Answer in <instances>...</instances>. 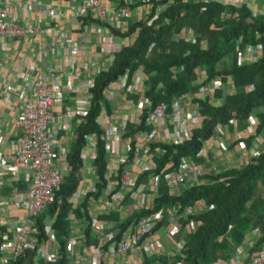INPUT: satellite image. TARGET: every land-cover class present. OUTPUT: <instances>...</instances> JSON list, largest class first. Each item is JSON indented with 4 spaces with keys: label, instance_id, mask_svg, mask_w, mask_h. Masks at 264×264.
<instances>
[{
    "label": "built area",
    "instance_id": "built-area-1",
    "mask_svg": "<svg viewBox=\"0 0 264 264\" xmlns=\"http://www.w3.org/2000/svg\"><path fill=\"white\" fill-rule=\"evenodd\" d=\"M52 1L49 8L40 13V18L32 22L25 21L21 9L32 12L34 4L41 5L40 0H0V53L9 52V48H5L6 41L21 44L27 38L51 34L54 41L50 43L51 56L56 58L57 49L63 48L72 69L63 84L58 79L38 78L42 71L40 64L35 63L18 74L16 79L20 83L10 84L3 95L7 101L12 95L16 96L19 114L6 131L0 128V148L8 141L12 145L10 154L4 155L0 151V264H56L62 258L67 264H145V259L153 256L176 258L180 256L187 234L200 222L188 223L181 242L176 241L168 248L160 233L155 231L165 217L163 211L138 221L129 220L138 212L153 209L160 179L166 180L172 194L179 195L180 188L183 191L195 184L202 185L205 183L202 178L223 171L216 164L208 167L181 158L178 163L168 162L161 173L150 180L151 193L145 192L144 185H138V179L144 172L157 169L156 156L166 153L161 146L179 147L192 139L193 131L201 127L204 119L197 101L207 100L219 106L221 101L215 97L216 92L223 90L230 95L233 88L224 86L218 77L208 81L205 72L199 70L195 81L199 87L197 92L182 94L171 104L154 106L147 94L149 77L143 66L133 75L126 72L111 82L104 90V99L111 111L103 105L97 119L103 131L100 139L105 174L100 175L95 165L98 138L91 135L82 155L79 189L69 199L68 220L72 223V236L58 237L54 229L61 206L57 193L71 171L68 151L58 138V132L65 131L77 139V128L92 108L91 91L96 78L108 72L115 55L123 48L131 47L139 36L140 27L126 36L131 26L142 23L144 27L158 29L173 0ZM199 1L206 4L210 0ZM259 1L219 0L225 8L237 10L245 6L251 17L264 16V2L261 0L263 3L258 5ZM46 14L50 16L47 21L42 18ZM222 17L227 19V13L223 12ZM169 23L166 18L165 24ZM198 37L190 28H182L175 35L177 40L190 44ZM237 42L238 46L240 39ZM205 48L202 42V49ZM260 53L258 47L245 45L244 51L238 54V64L255 62ZM81 57H87V60L83 61ZM177 72L174 68L173 73ZM67 94L70 96L66 97ZM65 100L72 103L65 105ZM263 109L259 112L263 113ZM75 120L76 128H73ZM246 124L242 130L237 129L235 120L217 125L198 156L203 157L209 151L216 159L232 154L235 159H230L224 170L252 165L262 155L263 143L255 135L258 127L255 115L251 113ZM129 125H144L145 129L129 135ZM146 128L152 130L149 132ZM254 136L257 140L254 139L253 145L247 148L246 142ZM4 176L29 184L27 190L10 186V193L1 196L6 186ZM96 194L100 196L93 197ZM88 196L91 197L88 206L81 210L79 217L77 212ZM56 204V213L39 230L36 218ZM11 211L20 214L10 223L6 217ZM167 213L168 235L176 239L182 228L179 211L173 208ZM87 229L97 243H88L84 233ZM241 258L242 252L238 250L232 264H240ZM250 264H264V249L251 256Z\"/></svg>",
    "mask_w": 264,
    "mask_h": 264
},
{
    "label": "trees",
    "instance_id": "trees-1",
    "mask_svg": "<svg viewBox=\"0 0 264 264\" xmlns=\"http://www.w3.org/2000/svg\"><path fill=\"white\" fill-rule=\"evenodd\" d=\"M262 1L257 2L258 5ZM223 12L227 13V19L221 18ZM166 18L170 20L168 25L165 24ZM161 23L158 29L155 26L144 27L142 23L132 25L126 36L140 27L135 43L117 53L109 71L96 78L91 91L93 97L89 115L77 128V139L71 141L73 143L70 147H66L71 171L57 193L61 206L54 224L56 236H72L73 227L68 220L71 210L69 199L79 189L82 155L91 135L98 138L95 165L100 175L105 174L103 143L100 139L103 131L97 123L103 105L111 111L109 103L104 99L105 88L126 72L133 75L143 66L149 77L147 94L154 106L160 103L171 104L182 94L198 91L195 81L198 71L203 70L208 81L218 77L224 86H232L233 92L228 95L223 90L217 91L215 97L221 101L219 106L207 100L197 101L198 110L204 117L201 127L193 131L190 141L179 147L161 146L166 153L156 156L157 169L141 174L138 185H144L145 192L151 193L150 180L160 174L168 162L178 163L181 158L204 165V159L198 154L204 142L214 133L215 127L235 120L237 129L242 130L251 113L258 120L255 135L263 143V153L252 165L204 177L201 180L205 183L186 187L183 191L180 188L179 195L172 194L166 180L160 179L153 210L138 212L129 222L159 211H163L166 216L168 210L176 208L180 214L182 232L190 222L201 223L187 234L182 257L169 260L167 257L155 256L148 258L147 264H232L236 252L241 250L246 240L254 238L247 258L240 259V264H250L251 256L264 249V109L263 113L259 112V109L264 108V16L251 17L245 6L237 10L225 8L219 0H210L206 4L199 0H173ZM182 28H190L199 36L194 44L175 38V34ZM238 39L240 44L237 46ZM202 42L206 45L205 49H202ZM245 45L258 47L261 53L257 61L241 66L238 64V54L244 51ZM174 68L178 69L177 74L173 73ZM69 104L66 101L65 105ZM141 129H145L144 125H129V135L136 134ZM146 129L149 132L152 130ZM58 133L60 135L61 132ZM256 136L246 142L247 148L253 145L254 139L257 140ZM17 188L25 189L24 186ZM99 196L93 195L96 198ZM90 198H84L82 208L76 211L79 217L81 210L88 206ZM200 205L201 209L198 208ZM189 209L192 211L186 213ZM56 211L57 204L40 214L35 221L36 227L42 230L43 224ZM159 224L155 231L168 224L166 217ZM84 233L89 244L97 243L89 229L84 230ZM56 264L67 262L62 258Z\"/></svg>",
    "mask_w": 264,
    "mask_h": 264
},
{
    "label": "crops",
    "instance_id": "crops-1",
    "mask_svg": "<svg viewBox=\"0 0 264 264\" xmlns=\"http://www.w3.org/2000/svg\"><path fill=\"white\" fill-rule=\"evenodd\" d=\"M41 5L34 4V9L32 12H24L21 9L22 17L25 21H36L40 18V13L43 10L49 8L51 0H40ZM55 1V0H53ZM52 1V2H53ZM23 4H20L22 6ZM42 18L47 21L50 19V16L47 14L42 16ZM44 36L43 38L39 37H32L27 38L23 43L18 44L12 41H6L5 48H9V52H2L0 53V128L3 131L8 129L16 116L19 114V101L17 100L16 96L12 95L10 100H6L4 98V93L7 90V87L10 84H18L20 83L17 81L16 76L25 72L28 66H32L35 63L40 64L41 71L40 75L38 74V78H50L52 80L58 79L61 80L63 84H66L67 78L71 75L72 69L69 66L68 62L70 61L67 58L66 51L63 48L57 49V57L53 58L51 56V46L50 43L54 42L53 38L49 36ZM53 35V34H52ZM39 58L41 62L39 63ZM83 61L87 60V57H81ZM38 61V62H37ZM71 64V63H70ZM34 74L35 72H31ZM36 77V76H35ZM77 84V82H76ZM78 88H82L79 85H76ZM70 94H67L66 97H69ZM70 104L72 103L71 100H67ZM66 104V100L64 102ZM59 108H54L55 111H58ZM73 128H76V120L74 121ZM59 138L61 141L64 142V147H70L71 141L75 139L71 138L65 131H61ZM12 150V145L10 141L5 142L0 148V151L5 154H10ZM204 159V164H216L219 168L224 169L225 166L229 163L230 159L234 161L232 158L235 159V156L232 154H228L224 158H218L212 156L211 152L209 154L202 157ZM4 185L5 189L2 190L1 196L10 193V186H16L18 184L17 181L13 180L11 176H4ZM7 187V188H6ZM28 187V185H27ZM9 189V190H8ZM181 192V190H179ZM178 191V192H179ZM202 205L198 208L201 209ZM20 213L16 211H11L6 219L8 218V222H14ZM163 240L166 246H171L172 243L166 237V234H162ZM181 240V239H180ZM254 238L247 239L246 242L243 244L241 251H242V258H247L249 247L254 242Z\"/></svg>",
    "mask_w": 264,
    "mask_h": 264
},
{
    "label": "clouds",
    "instance_id": "clouds-1",
    "mask_svg": "<svg viewBox=\"0 0 264 264\" xmlns=\"http://www.w3.org/2000/svg\"><path fill=\"white\" fill-rule=\"evenodd\" d=\"M176 35V34H175ZM180 41H182V40H180ZM203 71V70H202ZM212 165H215V164H209V165H206V166H212ZM216 167L221 171H223L224 169H222V168H219L217 165H216ZM222 173V172H221ZM220 174V173H219ZM219 174H217V175H219ZM217 175H215V176H217ZM221 181H222V179H220ZM27 185H29V184H27V183H21V182H19L18 184H16V186H14V187H17V186H24L25 187V189L24 190H22V191H25V190H27ZM153 210V209H152ZM168 212V211H167ZM153 214V213H152ZM168 214V213H167ZM164 216H165V214H164ZM166 217V221L168 222V224H166V225H164V227L163 228H161L159 231H157V232H159L160 233V235H161V239H162V241H163V243L165 244V242H164V240H163V236H162V234H166V237L170 240V242L172 243V245L171 246H166V247H168V248H171L172 246H173V243L174 242H176V241H179V242H181V237L184 235V232H182V230H181V234H180V236L178 237V238H176V239H171L170 238V236L168 235V232H167V229L169 228V226H170V221H169V219H168V217H167V215L165 216ZM164 217V218H165ZM143 218V217H142ZM164 218H163V220L161 221V223L164 221ZM141 219V218H140ZM160 225V224H159ZM159 225L157 226V228L159 227ZM156 228V229H157ZM155 229V230H156ZM181 239V240H180ZM186 241H187V238H186ZM185 244H186V242H185ZM185 244H184V246H185ZM182 251H183V249H182ZM182 251H181V253H180V257H182ZM153 257H155V256H153ZM153 257H151V258H153ZM147 260H149L148 258H146L145 259V264H147Z\"/></svg>",
    "mask_w": 264,
    "mask_h": 264
}]
</instances>
